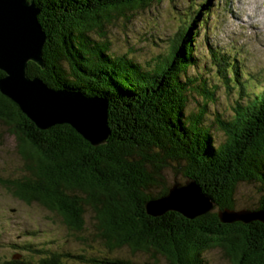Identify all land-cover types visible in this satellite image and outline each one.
Returning a JSON list of instances; mask_svg holds the SVG:
<instances>
[{
  "label": "trees",
  "instance_id": "trees-1",
  "mask_svg": "<svg viewBox=\"0 0 264 264\" xmlns=\"http://www.w3.org/2000/svg\"><path fill=\"white\" fill-rule=\"evenodd\" d=\"M32 1L46 36L45 67L29 62L27 76L52 89L106 99L110 131L98 147L66 125L41 131L0 92V126L14 138L24 170L21 178L0 186L15 199L55 212L74 233L83 230L85 211L91 210L95 239L109 252L87 257L44 250L39 253L46 256L36 264L68 259L77 264H208L203 253L211 249L229 264H264V225L223 224L217 217L219 210L235 209L242 183L259 186L256 210H264V87L250 92L237 64L210 48L211 78L204 79L203 71L196 77L187 73L201 69L195 27L208 20L210 0L177 18L167 52L151 66L127 54L112 55L107 28L154 3L173 0ZM220 86L237 100L229 117L217 115L206 125V106ZM195 95L198 109L187 111ZM212 127L223 134L217 145ZM168 170L195 181L214 209L192 220L174 212L148 216L145 204L170 187L163 174ZM123 247L151 259L137 263L111 255ZM0 264L34 263L11 259Z\"/></svg>",
  "mask_w": 264,
  "mask_h": 264
},
{
  "label": "rangeland",
  "instance_id": "rangeland-1",
  "mask_svg": "<svg viewBox=\"0 0 264 264\" xmlns=\"http://www.w3.org/2000/svg\"><path fill=\"white\" fill-rule=\"evenodd\" d=\"M202 1L205 0L162 1L159 4H152L144 12L139 11L133 16L129 15L130 18L126 20L116 21L107 28L111 54L114 56L127 54L137 63L153 65L158 56H163L167 52L177 27V18L184 16L183 13L192 12L195 4L197 6ZM253 1L210 0L208 2L211 8L208 20L203 27L198 28L197 25L195 27L197 36L194 43L197 44V55L202 58L199 62L201 69L189 68L187 71L189 76H199V72L203 71L201 75L204 79L211 78L213 70L208 69L210 66L208 48H210L221 55L224 54L237 64L241 80L250 92L258 93L262 90L264 1ZM235 99L237 100L236 95L226 94L224 88L220 86L214 95V102H209L206 106L203 123L212 125L217 115L229 117ZM198 102L199 98L196 95L195 98L191 97L187 111H196ZM212 133L217 145L222 141L223 134L216 127H212ZM23 171V162L18 155L14 138L0 126V182L19 179ZM163 174L169 186L173 183L183 184L185 181L169 170ZM261 197L262 192L258 185L239 184L234 196L233 211L256 210ZM83 219V230L74 233L63 224L62 219L55 212H50L36 203L26 204L15 199L0 186V263L11 259H28L36 264L40 257L46 256L39 253L44 250H49L50 253L84 254L87 257L109 256V252L104 250L95 239L91 210L86 209ZM22 248H32L37 252L30 253ZM111 255L137 263L151 259L144 253L132 255L126 247L113 251ZM203 257L208 264H229L218 249L205 251ZM64 264L77 263L68 259Z\"/></svg>",
  "mask_w": 264,
  "mask_h": 264
},
{
  "label": "water",
  "instance_id": "water-1",
  "mask_svg": "<svg viewBox=\"0 0 264 264\" xmlns=\"http://www.w3.org/2000/svg\"><path fill=\"white\" fill-rule=\"evenodd\" d=\"M39 9L32 0H0V92L13 102L34 126L46 131L66 125L92 147L104 145L110 136L108 102L78 91L56 90L41 79L27 76V64L45 67L42 50L46 36L38 21ZM214 209L199 185L189 179L173 183L162 195L145 204L152 218L174 212L192 220ZM223 224L264 225V210L217 211Z\"/></svg>",
  "mask_w": 264,
  "mask_h": 264
},
{
  "label": "bare ground",
  "instance_id": "bare-ground-1",
  "mask_svg": "<svg viewBox=\"0 0 264 264\" xmlns=\"http://www.w3.org/2000/svg\"><path fill=\"white\" fill-rule=\"evenodd\" d=\"M257 1H258V0H254L253 2H257ZM237 3H238V2H237ZM257 6H258V5H257ZM257 6H256V8H257ZM244 14H245V13H244ZM252 17H254V16H252ZM260 18H261V17H260ZM238 19H239L240 21H242L241 18L238 17Z\"/></svg>",
  "mask_w": 264,
  "mask_h": 264
}]
</instances>
